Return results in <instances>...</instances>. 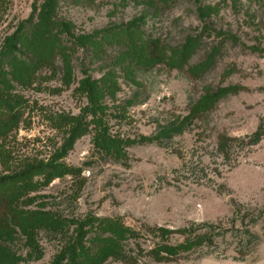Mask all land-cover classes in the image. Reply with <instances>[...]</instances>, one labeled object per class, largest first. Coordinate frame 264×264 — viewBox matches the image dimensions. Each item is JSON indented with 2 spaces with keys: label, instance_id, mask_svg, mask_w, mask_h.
Returning a JSON list of instances; mask_svg holds the SVG:
<instances>
[{
  "label": "rangeland",
  "instance_id": "374dc122",
  "mask_svg": "<svg viewBox=\"0 0 264 264\" xmlns=\"http://www.w3.org/2000/svg\"><path fill=\"white\" fill-rule=\"evenodd\" d=\"M34 2L0 0V50ZM140 16L144 35L159 38L168 55L192 38L191 56L136 66L131 76L121 63L122 45L105 41L101 53L76 49L70 82L61 60L43 66L30 85L15 84L21 119L0 137V174L58 154L70 116L84 114L89 104L79 81L114 71L120 89L114 98L105 97L104 119L112 136L133 140L124 145L125 157L98 150L90 125L62 159L80 171L54 178L20 200V207L75 219L121 216L143 233L141 251L131 242L138 264H264V0H59L57 9L60 20L72 23L69 44L76 35L114 30ZM228 85L235 88L181 131L161 133L190 114L207 89ZM256 132L260 141L248 143ZM222 137L230 138L227 151L221 149ZM194 222L224 228L235 223L242 230L249 224L259 243L254 247L245 232L235 231L174 261L158 262L146 253L161 239L150 227ZM182 239L174 234L171 241ZM65 242L41 230L39 255L18 231L3 242L12 252H0V264H49Z\"/></svg>",
  "mask_w": 264,
  "mask_h": 264
},
{
  "label": "trees",
  "instance_id": "16d2710c",
  "mask_svg": "<svg viewBox=\"0 0 264 264\" xmlns=\"http://www.w3.org/2000/svg\"><path fill=\"white\" fill-rule=\"evenodd\" d=\"M58 5L59 0H35L32 13L22 19L14 31L5 37L0 50V137L13 131L21 119V111L18 109L21 104L13 94L15 84L30 85L40 68L54 66L57 59L62 61L67 82H70L73 75L72 56L77 48L84 47L94 53H101L106 51L103 47L105 41L119 42L122 45L121 63L126 73L131 76L136 66H151L165 57L173 61L180 56V60L186 61L193 52L194 44L192 38H189L181 47L173 48L168 55L159 38L144 35L141 22L145 16L133 18L114 30L105 29L76 35L69 44L65 37L67 33H73L72 23L57 17ZM133 64L135 65L132 66ZM79 88L87 95L89 104L84 108V114L70 116L69 135L60 152L49 160H38L28 163L22 169L0 174V252L11 251L4 243L19 231L32 251L39 252L40 255L38 234L41 230H46L66 238L65 245L49 264H106L110 260L138 264L139 255L131 242L138 249H142L139 239L143 233L126 224L121 216L88 214L83 219H75L66 218L51 210L25 209L19 205L20 200L54 178L80 171L62 159L77 138L88 131L90 125L95 127V146L108 156L117 159L125 157L124 145L133 142L131 139L125 142L112 136L104 119V113L108 109V105L103 102L105 97L114 98L120 89L115 72H108L102 79L84 77L79 81ZM234 88L235 86L228 85L214 90L207 89L190 114L179 124L164 128L161 133L171 136L181 131L191 117L212 107ZM261 136V133L256 132L248 143H257ZM147 139L151 140V137ZM229 140L228 137L220 138V146L224 151L229 149ZM149 229L154 236L161 237L146 252L158 262L178 260L200 248L212 247L218 237L227 233L235 234V231L245 232L244 235L249 237V241H253L254 247L258 245L260 238L250 229L249 224L243 230L235 223L232 227L224 228L210 222H194L175 229L166 226ZM174 234L182 236L183 239L171 241ZM242 253L244 256L249 254ZM7 263L18 264L14 261Z\"/></svg>",
  "mask_w": 264,
  "mask_h": 264
}]
</instances>
